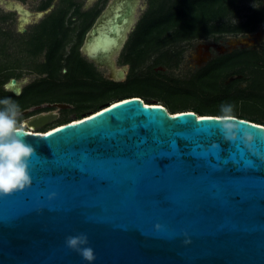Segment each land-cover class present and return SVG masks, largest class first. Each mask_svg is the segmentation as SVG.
Here are the masks:
<instances>
[{"label":"water","instance_id":"water-1","mask_svg":"<svg viewBox=\"0 0 264 264\" xmlns=\"http://www.w3.org/2000/svg\"><path fill=\"white\" fill-rule=\"evenodd\" d=\"M0 2L26 17L23 25L33 16L13 2ZM139 3L113 0L82 48L90 62L107 68L116 81L126 77L127 69H118L115 58L134 28ZM10 88L21 93L16 79ZM119 101L114 104L118 108L111 103L46 134L24 131L35 149L29 166L33 184L0 197V264H88L65 243L82 233L94 249L93 264H264V177H235L219 170L229 159L248 163L247 152L264 158V126L236 117L241 130L256 137L249 147L242 139L226 140L218 116L190 111L172 115L160 105L145 108L138 97ZM43 119L36 129L50 124L56 114ZM115 119L120 127L109 123ZM186 122H191L190 130L184 128ZM140 128L151 129L154 142L167 137L171 150L144 147ZM208 129L215 130L216 140L232 145L228 158L215 149H196L197 134ZM90 136L99 138L92 148L96 155L72 150L85 146ZM177 136L193 143L194 162L180 159ZM157 157L168 161L160 167ZM49 165L63 167L71 181L50 175ZM76 167L87 176L68 171ZM237 194L239 201L231 199Z\"/></svg>","mask_w":264,"mask_h":264},{"label":"rangeland","instance_id":"rangeland-1","mask_svg":"<svg viewBox=\"0 0 264 264\" xmlns=\"http://www.w3.org/2000/svg\"><path fill=\"white\" fill-rule=\"evenodd\" d=\"M6 1L33 14L31 21L23 25L20 22L21 15L0 2V99L10 97L20 106L19 120L22 121L23 129H32L26 124L27 120L54 113L56 119L50 124L32 129L34 132L46 133L59 125L87 117L115 101L138 96H142L147 104L162 105L170 113L174 107L177 113L199 109L205 114L219 116L222 104H231L235 117L264 124V24L257 33L250 35L212 34L202 39L169 42L161 49H151L149 57L145 59L143 50L146 45L141 39V34L145 32L143 27L152 25L156 18L166 14L175 0H156L153 6L150 0H140L134 28L115 58L118 69H127L126 77L116 81L107 68L97 69L82 53L88 33L113 0ZM261 3L264 0L238 4L235 16L219 25H236L245 21L250 10L258 8ZM55 10L66 11L65 26L69 29V37L59 67L53 75H48L41 69V64L46 60V51L39 55L29 54L27 43L41 22ZM46 11H50L49 14L36 18L37 13ZM209 26L212 24L209 23ZM163 28L150 31L158 34ZM19 29H27L28 32L20 34ZM173 34L175 31H168L162 42ZM203 46L213 47L209 53ZM220 46L224 47V52L217 50ZM73 49L95 69L94 88L83 80L75 83L66 79L64 74ZM153 50L159 51L154 53ZM164 52L169 55L167 64L157 61ZM201 53L207 55L202 60ZM226 56L235 58L230 64L219 68L212 64ZM211 66L215 69L211 70ZM12 79L18 80L21 87L19 95L10 88ZM34 84L36 89L29 97L26 89ZM14 95L18 98L22 96L21 100L14 98Z\"/></svg>","mask_w":264,"mask_h":264},{"label":"trees","instance_id":"trees-1","mask_svg":"<svg viewBox=\"0 0 264 264\" xmlns=\"http://www.w3.org/2000/svg\"><path fill=\"white\" fill-rule=\"evenodd\" d=\"M150 1L153 6L156 0ZM244 1L254 2L255 0H175L166 14L156 18L152 25L143 27L145 32H141V35H143V38L141 39L145 41L146 45L143 50L145 59L149 57L148 52L151 49H154L155 47L161 49L163 46L169 45V42L202 39L203 37L212 34H233L240 36L257 33L262 24H264V3H261V5L254 10L251 9L250 14L246 16L245 21H241L236 25H231L230 23L219 25L222 21L231 20V18L235 16V8H237L238 4ZM49 5L50 4L47 6ZM163 11L164 10H162V12ZM64 12L66 11L55 10L37 27L35 34L30 37V41L27 43L29 45V54L39 55L46 51V60L41 64V69L42 72L47 73L48 75H50V73L53 75L59 67L61 60L63 59L66 45H68L66 40L69 37V29L65 26L66 17ZM209 23H211L212 26H209ZM154 28H163V31L154 34L153 31H150ZM168 31H175V34L164 39V42H162L163 36ZM136 34H138V32ZM72 51V54L68 57L66 74H64L66 79L75 83L83 80V82L85 81L89 86H92L91 88H94L93 84L96 83L93 82L95 81V69L89 65L86 60L80 57L77 50L73 49ZM153 51L156 53L159 50ZM168 58V52H164L159 55L157 61L159 63L162 62L163 64H167ZM234 58L235 56H226L218 59L212 64L216 68H219L230 64ZM212 67L213 66H211L210 69L214 70L215 68ZM35 89V84L26 89V93H28L29 97ZM13 97L18 98L15 95ZM21 97L18 99L21 100ZM138 98L142 99L143 97L138 96ZM92 99L93 98H91V100ZM171 109L173 112L170 114H177V112H175V109L177 108L172 107ZM190 112H195L200 116H218L215 114H205L206 112L199 109ZM210 113L219 112L210 111ZM220 116L221 115L218 117ZM239 119L264 126L263 123L254 120L246 118Z\"/></svg>","mask_w":264,"mask_h":264},{"label":"clouds","instance_id":"clouds-1","mask_svg":"<svg viewBox=\"0 0 264 264\" xmlns=\"http://www.w3.org/2000/svg\"><path fill=\"white\" fill-rule=\"evenodd\" d=\"M220 112L218 119L224 138L231 141L242 139L251 147L256 137L248 130H241L242 122H238L233 114V106L222 104ZM20 115V106L15 101L10 97L0 99V196L22 191L32 184L29 166L35 149L26 139ZM54 197L55 193H52L48 198L51 200ZM65 243L88 264H93L96 260L94 249L88 246L86 234L69 236Z\"/></svg>","mask_w":264,"mask_h":264},{"label":"snow or ice","instance_id":"snow-or-ice-1","mask_svg":"<svg viewBox=\"0 0 264 264\" xmlns=\"http://www.w3.org/2000/svg\"><path fill=\"white\" fill-rule=\"evenodd\" d=\"M113 107L118 108L119 105H113ZM144 107L147 108L148 105H145ZM176 119H177L176 117L171 118L172 121H176ZM201 119H206V118H201ZM109 123L114 127H120L121 122L115 119L114 121H110ZM184 128L190 130L191 122H186L184 125ZM138 131L141 134V136L145 138L144 147L154 146V147H159L160 150L162 151L171 150V145L169 144L167 137H160L158 142H154L152 139L151 129L140 128L138 129ZM214 137H215L214 129H208L203 133H198L197 140L195 142L196 149L199 151H205V152L208 151L209 149H215V150H218V154L222 159L228 158L229 149L232 147V145L225 143L224 141L216 140ZM98 140H99L98 137L90 136L85 146L77 145L72 150L77 153L83 152V155L85 156H90V157L94 156L96 155V153L92 151V148L94 144L98 142ZM175 149L179 153L181 160L193 161V162L195 161L196 158L190 155V153L193 150L192 142L188 140H184L180 136H177L175 139ZM52 159H53L52 154H51V158L47 157L48 161ZM173 159H175V157H173ZM162 161H168V158L167 157H157L156 163L158 166L163 167L161 166ZM247 161L248 163H245L244 161L233 162L231 159H229L228 163L222 164L219 170L222 173L226 172L228 175L235 176V177H248L250 179L255 178V177H264V158H258L256 155L247 152ZM68 171L70 173H74L77 177L87 176V173L86 172L82 173L78 167L68 169ZM48 172L53 177H56V176L63 177L64 182L71 181V176L65 175V169L63 167H56V166L49 165ZM106 183H107L106 181H100L101 185H104ZM32 184H33V181H32ZM18 192H21V191L13 192L10 195H4L0 197H9V196L17 194ZM158 199L162 200L163 198L158 197ZM231 199L235 201H239L240 196L237 194V195L232 196ZM93 211H95L98 214L101 213V210L99 209H94ZM2 226H3V223L0 224V227Z\"/></svg>","mask_w":264,"mask_h":264},{"label":"bare ground","instance_id":"bare-ground-1","mask_svg":"<svg viewBox=\"0 0 264 264\" xmlns=\"http://www.w3.org/2000/svg\"><path fill=\"white\" fill-rule=\"evenodd\" d=\"M31 18V17H30ZM29 20V19H28ZM234 44H235V42H234ZM120 101L118 100V101H115L114 103H112L113 105L114 104H117V103H119ZM146 104V103H145ZM160 106H162V105H160ZM107 108V107H106ZM106 108H104V109H106ZM100 112V111H99ZM51 114H54V113H51ZM95 114H97V112H95L94 114H92V115H90V116H87V117H91V116H93V115H95ZM47 115H49V113L48 114H42V115H39L38 116V119H34V118H32V119H30V120H27L26 121V124L27 125H29L33 130L34 129H36L35 128V125H37L38 123H40V122H42L44 119L43 118H45ZM87 117H85V118H87ZM78 121H80V120H78ZM77 121H75V123H76ZM32 129H30L29 131L30 132H32L33 134L35 133ZM24 131H28V130H26V129H24ZM52 131V130H51ZM49 132V131H48ZM48 132H46V133H48ZM46 133H41V134H46Z\"/></svg>","mask_w":264,"mask_h":264},{"label":"flooded vegetation","instance_id":"flooded-vegetation-1","mask_svg":"<svg viewBox=\"0 0 264 264\" xmlns=\"http://www.w3.org/2000/svg\"><path fill=\"white\" fill-rule=\"evenodd\" d=\"M16 12H17V11H16ZM29 12H30V11H29ZM18 13H19V12H18ZM19 14H20V13H19ZM20 15H21V14H20ZM100 16H101V15H100ZM21 17H22V19H21L20 22H22V20L26 18V17H24L23 15H21ZM27 19H29V22L31 21L30 18H27ZM43 21H44V20H43ZM43 21H42V22H43ZM29 22H28V23H29ZM42 22H41V24H42ZM18 31H19L20 34H22V33H27V32H28L27 29H24V31H21V29H19ZM83 46H84V44H83ZM83 46H82V48H83ZM212 47H213V46H203V48H204L207 52H209V53H210L209 50H210V48H212ZM217 50H218L219 52H224V47H221V46H220V47L217 48ZM82 53H83V52H82ZM205 56H207L206 53H201L200 59L202 60ZM93 64H94V63H93ZM94 65H95V64H94ZM95 66H96V65H95ZM96 68L99 69L97 66H96ZM30 86H31V85H30ZM28 87H29V86H28ZM23 93H24V92H23ZM22 95H23V94H22ZM73 122H74V121H73ZM69 123H72V122H69ZM65 124H68V123H65ZM65 124H62V125H65ZM59 126H61V125H59Z\"/></svg>","mask_w":264,"mask_h":264}]
</instances>
